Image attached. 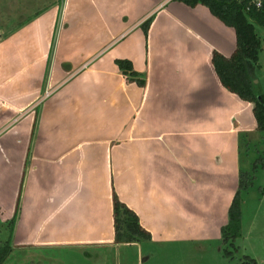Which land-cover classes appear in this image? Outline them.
<instances>
[{
    "label": "crops",
    "instance_id": "1",
    "mask_svg": "<svg viewBox=\"0 0 264 264\" xmlns=\"http://www.w3.org/2000/svg\"><path fill=\"white\" fill-rule=\"evenodd\" d=\"M61 1L0 9L3 264H52L58 248L103 258L98 248L123 245L113 194L155 246L220 240L242 137L256 131L253 104L229 93L212 65L213 51L234 52L233 29L175 0Z\"/></svg>",
    "mask_w": 264,
    "mask_h": 264
},
{
    "label": "trees",
    "instance_id": "2",
    "mask_svg": "<svg viewBox=\"0 0 264 264\" xmlns=\"http://www.w3.org/2000/svg\"><path fill=\"white\" fill-rule=\"evenodd\" d=\"M187 7L204 6L209 13L216 17L222 24L232 28L236 36V47L230 58H225L213 51L212 65L222 86L229 92L237 95L240 100L253 104L252 114L256 122V131L264 133V98L259 99L255 93L251 69L257 67L260 42L255 34V26L264 30V0H175ZM260 3L257 7L256 4ZM152 18L145 21L141 29L146 36ZM115 64L120 74L127 82L135 83L138 87L145 86V78L134 71L130 61L118 59ZM257 168H264V160L259 159L253 163L252 172ZM253 177L245 172H239V182L234 198L228 209V222L221 228L220 234L224 244L233 245L241 233V192L251 187ZM251 180V181H250ZM23 184V182H22ZM21 195V189L18 199ZM113 197V228L114 243L136 244L149 241L151 236L140 226L138 216L130 211L117 196ZM19 202L17 204L11 228L17 220ZM11 252L10 245L0 248V264H3ZM230 257L229 253H226Z\"/></svg>",
    "mask_w": 264,
    "mask_h": 264
},
{
    "label": "rangeland",
    "instance_id": "3",
    "mask_svg": "<svg viewBox=\"0 0 264 264\" xmlns=\"http://www.w3.org/2000/svg\"><path fill=\"white\" fill-rule=\"evenodd\" d=\"M5 3L6 0H0V9ZM255 34L259 38L260 50L257 67L252 73L257 81L255 93L264 98V30L255 26ZM86 64L83 63L76 71ZM242 138L240 171L253 177V181L248 190L241 192V235L232 246L224 244L222 237L210 244L196 245L176 243L155 246L141 241L115 249L98 248L96 256H103L98 259L94 256L95 252L87 249L84 252H90L94 257H84L81 250L58 248L48 253L54 258L52 264H264V168L252 172L253 163L258 159L261 162L264 160V133L255 131ZM226 253L230 257L225 256Z\"/></svg>",
    "mask_w": 264,
    "mask_h": 264
},
{
    "label": "built area",
    "instance_id": "4",
    "mask_svg": "<svg viewBox=\"0 0 264 264\" xmlns=\"http://www.w3.org/2000/svg\"><path fill=\"white\" fill-rule=\"evenodd\" d=\"M256 6L259 7L260 6V3L258 2L256 4ZM51 93H52L51 90L45 91L44 94H43V96L41 98H47V97H49L51 95Z\"/></svg>",
    "mask_w": 264,
    "mask_h": 264
},
{
    "label": "water",
    "instance_id": "5",
    "mask_svg": "<svg viewBox=\"0 0 264 264\" xmlns=\"http://www.w3.org/2000/svg\"><path fill=\"white\" fill-rule=\"evenodd\" d=\"M252 70H253V69H251V71H250L249 74L251 75V77H252V83H253V85L255 86V84H257V81L254 79V75H253V73H252V72H253ZM259 99H261L260 96H259Z\"/></svg>",
    "mask_w": 264,
    "mask_h": 264
}]
</instances>
